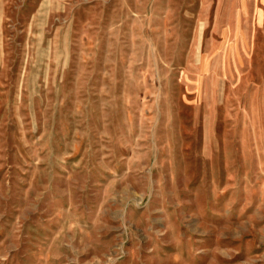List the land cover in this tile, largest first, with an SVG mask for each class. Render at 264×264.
Returning <instances> with one entry per match:
<instances>
[{"label": "rangeland", "instance_id": "rangeland-1", "mask_svg": "<svg viewBox=\"0 0 264 264\" xmlns=\"http://www.w3.org/2000/svg\"><path fill=\"white\" fill-rule=\"evenodd\" d=\"M0 264H264V0H0Z\"/></svg>", "mask_w": 264, "mask_h": 264}]
</instances>
